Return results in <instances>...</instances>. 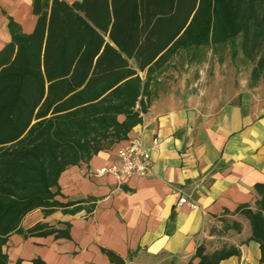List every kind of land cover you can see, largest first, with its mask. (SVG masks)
Returning a JSON list of instances; mask_svg holds the SVG:
<instances>
[{
  "label": "trees",
  "instance_id": "16d2710c",
  "mask_svg": "<svg viewBox=\"0 0 264 264\" xmlns=\"http://www.w3.org/2000/svg\"><path fill=\"white\" fill-rule=\"evenodd\" d=\"M33 13L30 33L10 20L11 41L0 50V264H10L5 246L25 233L27 214L74 204L56 199L61 174L128 138L177 55L193 51L197 61L203 48L231 44L234 57L241 49L254 63L252 84L264 82V0H33ZM256 188V208L237 212L264 264V184ZM222 221L213 231L243 229ZM54 231L38 223L27 234ZM206 250L198 247L197 264L241 255L234 244Z\"/></svg>",
  "mask_w": 264,
  "mask_h": 264
},
{
  "label": "crops",
  "instance_id": "0c3cea01",
  "mask_svg": "<svg viewBox=\"0 0 264 264\" xmlns=\"http://www.w3.org/2000/svg\"><path fill=\"white\" fill-rule=\"evenodd\" d=\"M11 19L32 32L33 0H0V50L11 41ZM193 62L182 54L172 59L151 87L143 122L127 139L61 174L56 199L74 204L49 215L41 208L27 214L25 233H13L5 246L10 264L37 258L46 264H197L203 243L208 253L224 244L240 248L241 255L221 264H262L260 244L249 239L250 222L237 211L245 204L256 208V186L264 184V83H214L194 92L170 75L171 68ZM189 77L185 73L184 81ZM136 139L152 155L150 175L119 181L96 173ZM223 219L243 229L213 231L222 229ZM38 223L55 231L27 234Z\"/></svg>",
  "mask_w": 264,
  "mask_h": 264
},
{
  "label": "rangeland",
  "instance_id": "374dc122",
  "mask_svg": "<svg viewBox=\"0 0 264 264\" xmlns=\"http://www.w3.org/2000/svg\"><path fill=\"white\" fill-rule=\"evenodd\" d=\"M192 53L194 54L193 51L191 53L183 51V59L189 58L193 55ZM197 56L199 59L193 62L189 68H179L178 66L177 70L174 68L170 70L171 76L177 78V81H183L182 83L187 88L191 87L194 92L205 93L214 83L227 87L229 83L233 84V82H236L237 85H250L253 82L254 63L244 56L241 49L234 57L231 44L217 48H203ZM185 73L190 75L188 81H184Z\"/></svg>",
  "mask_w": 264,
  "mask_h": 264
},
{
  "label": "built area",
  "instance_id": "2783aa9c",
  "mask_svg": "<svg viewBox=\"0 0 264 264\" xmlns=\"http://www.w3.org/2000/svg\"><path fill=\"white\" fill-rule=\"evenodd\" d=\"M159 144V139L155 140V145ZM153 172V159L150 151L140 139L122 146L118 150L117 159L111 164L101 167L96 173L98 175L109 174L119 181L129 178L148 176ZM188 200L182 196L180 204ZM195 207L196 205L193 204Z\"/></svg>",
  "mask_w": 264,
  "mask_h": 264
}]
</instances>
